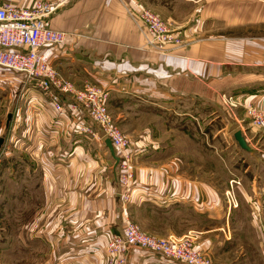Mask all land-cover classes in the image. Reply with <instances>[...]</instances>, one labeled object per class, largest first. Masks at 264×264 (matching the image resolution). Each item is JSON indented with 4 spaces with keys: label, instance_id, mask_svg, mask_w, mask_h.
<instances>
[{
    "label": "crops",
    "instance_id": "0c3cea01",
    "mask_svg": "<svg viewBox=\"0 0 264 264\" xmlns=\"http://www.w3.org/2000/svg\"><path fill=\"white\" fill-rule=\"evenodd\" d=\"M49 1L57 7L47 19L49 25L67 37L62 44L45 46L43 53L63 79L77 89L93 84L107 91L108 109L115 99L124 100V112L117 117H122L121 125L133 121L125 113L137 118L152 114L162 125L168 121L171 127L185 131L188 141L194 128L201 141L223 142L220 149L215 146L223 164L226 153L235 159L231 167L224 164L222 168L230 174L229 181L241 182L234 189L238 205L232 208L225 202L224 186L205 177L217 170L186 166L184 153L175 150L168 152L165 163L153 157L163 139L168 142L167 150L174 147L177 132L172 134L170 128L161 137L156 130L137 132L135 140H130L137 158L134 192L140 200L151 202V221L166 218V235L198 231L196 246L208 256L218 246L221 250L216 253L230 250L237 254L232 261L221 259V264H264V126H255L249 114L252 107L264 111V0ZM3 2L23 7L33 0ZM136 2L166 21L182 43L149 47L143 25L129 13ZM1 94L10 101L1 131L11 142L9 150L22 149V177L35 182L24 183L23 188H31L38 196V213L29 226L34 222L39 230L27 239L34 237L43 245V187L54 190L59 205L68 202L72 209L87 214L71 212L65 217L81 236L62 233L60 237H56L58 222L63 217L49 215L56 226L46 237L53 257L45 264H106V243L125 227L121 212L116 213L117 187L102 182L108 166L118 181L106 137L92 138L79 130L81 124L93 123L82 107H73L71 95L61 94L65 111L59 112L35 81L0 66ZM211 127L216 130L213 134L208 132ZM238 130L246 148L235 138ZM226 139L231 143L224 146ZM87 219L91 224L80 229ZM231 221L250 222L251 237L248 231L239 230L231 241L225 235L226 240L214 244L210 233L230 232ZM208 222L215 223V229H209ZM26 250L31 254L36 249L29 246ZM127 264L184 263L132 247Z\"/></svg>",
    "mask_w": 264,
    "mask_h": 264
},
{
    "label": "rangeland",
    "instance_id": "374dc122",
    "mask_svg": "<svg viewBox=\"0 0 264 264\" xmlns=\"http://www.w3.org/2000/svg\"><path fill=\"white\" fill-rule=\"evenodd\" d=\"M9 99L6 100V95H0V140L2 142L0 143V264H45L50 257H53V253L51 252L52 246L50 245L51 242L48 243L46 237L48 238V231H50L54 226H56L55 221H51L52 216L59 214L62 215V221L59 220L58 222V235L56 237H60L61 235L65 234H75V236L79 235L81 236L82 233L80 231L74 232L75 229L72 222L67 221L65 218L68 217L72 213H81V216L86 215V210L83 211V209H80V211L75 210V208L72 209L70 206V203H61L58 202V200H55L54 198V190H46L43 187V233H45L46 237L43 240V245L39 243L38 239H34V237H30V239H27L30 234H35L38 232V224H34L30 227L29 225L32 224L31 219L32 217L35 218L36 214L38 213V196L36 191H33L31 188H28L27 190L24 189V183H28V185H33L35 182H31L30 180L25 179L22 177V158L24 153L22 152V149H16L15 152H12L9 150L11 147V142H9L6 138V135L4 134V131L2 133V128L5 124V121L7 120V114L8 106H9ZM115 105L110 106L108 111L111 115L112 120L114 121L113 125L121 131L122 134H124L128 140V146L126 149H123L119 152V155H128L127 158H123L125 163V166L121 169L117 167V176L118 181L115 182L114 180V174L112 172V166H108L104 172V177L102 179L103 183H108L109 185H115L116 191L114 195H117L116 197V213L121 212L123 218L125 219V223H135L140 227V230L143 234L152 237L154 239H169L171 237H186V236H192L194 239V246L197 248V242L199 241L200 233L196 230H190L186 232L185 234L181 236H174V235H166L167 230V219H165V224L163 225V219L162 217H158L157 221L153 223L151 221L152 217V209H151V202L150 201H142L139 197L136 196L134 189H135V179H136V171H137V162L136 157L134 156V153H132L130 147H131V141L133 142L136 138V133H141L142 130L145 131V129L149 130H156V134H159L161 137L167 133V130L170 128L173 129L172 134L176 133L175 136V144L172 149L167 150L168 142L162 140L161 147L158 150L157 154L153 157L158 158L157 160H161L163 163L167 161V154L168 152L171 153L172 150L177 151L180 155L184 153L186 166L199 167L207 166V168L211 169L212 171L217 170V173H208L205 175V177L208 176L209 181L211 182H217L221 186H224V198L225 202L228 206V199H227V189L230 188V181L228 180L230 174L227 173L226 169L224 172L222 171V168H224V164L229 165L231 167L234 164L235 159L232 158L231 153H226V161H224V164L222 162V159L218 155V149L215 148V146H218L219 149L221 148V143L214 142V141H208L206 143L205 141H201L199 139V135L196 134L194 128L191 131V140L188 141L187 137L184 138L183 132L185 131H178V129H175V127H171L170 123L168 121H164V125H162L161 120H154L157 118L155 115H144L139 116L138 118L135 117L134 113H128L126 116H132L133 121H128L127 123H123L121 125V118H117L119 114H121V111L124 112V106L127 104L124 100L121 101L118 98L114 100ZM108 106V105H107ZM111 109V110H110ZM231 110V109H229ZM226 115V113H225ZM135 120L137 121L135 123ZM171 122V121H169ZM93 123V122H92ZM94 128V131L96 132V135H92L90 133H87L85 131H82L84 134L91 135L90 137L95 138L102 136L101 130H99V125L96 123L91 124ZM210 127V126H208ZM211 130H208L211 134L215 133V128H210ZM155 133V132H154ZM179 133V134H178ZM167 135V134H166ZM101 139V138H100ZM131 140V141H130ZM227 140V139H226ZM224 146H226L228 143H231L229 140L226 141ZM214 143V144H213ZM50 145V143L48 144ZM208 145V146H207ZM211 145H214L211 146ZM206 146V148H205ZM233 148L231 147L230 150ZM220 152V151H219ZM152 156H150L151 158ZM177 157H179L177 155ZM145 162H149L152 159H143ZM111 163L114 165V158L111 157ZM44 162V161H43ZM45 163V162H44ZM110 163V164H111ZM13 170V171H11ZM133 172V179L129 178V173ZM122 175V179H124V182L122 185L119 183V179ZM194 176H199V174H195ZM203 176V175H202ZM33 183V184H32ZM48 184L45 171H43V185ZM227 187V188H226ZM48 193V194H47ZM137 197V198H136ZM58 202V203H57ZM147 202V203H145ZM58 204V205H57ZM92 205H88V208H91ZM234 206H232L233 208ZM81 208H83L81 206ZM227 209V208H226ZM229 210V207H228ZM102 211V210H101ZM104 213H109V209H105ZM167 217V216H166ZM86 219V218H85ZM86 221V222H85ZM89 219L84 220L81 222L80 229L84 226H88L91 224V222H87ZM124 223V224H125ZM203 223V222H202ZM42 224V223H41ZM215 223L208 222L209 229H215ZM250 225V222L243 221L236 223L231 221L230 222V232L227 230V233L223 232L222 230H215L210 235H212V241L218 242L217 245H219V242L223 241V239L226 240L225 235L230 236V241L234 237V233H237V231L242 230L244 233H247V231L250 233V237L252 235L251 228L248 229ZM251 227V226H250ZM244 228V229H241ZM53 230V229H52ZM250 230V231H249ZM47 233V234H46ZM63 233V234H62ZM123 230L119 233L122 234ZM115 235V234H114ZM114 235L111 236V238L108 240V243H106V253L104 254V259L106 260V264H109V260L111 259V249L109 247L110 242H112V239ZM217 235V237H216ZM236 235V234H235ZM54 238V241H56L55 235H51ZM224 237V238H223ZM238 237V236H237ZM241 238H243L241 236ZM53 242V241H52ZM30 243V245L28 244ZM239 243V242H237ZM53 245V244H52ZM34 247L36 249L34 252L29 254L27 252V247ZM42 251L39 252L37 250L38 248H42ZM110 249V250H109ZM216 250L219 249V246L216 247L213 250V253L209 255L216 261H223L221 259H228L234 260L237 256V254L232 253V251H226L224 253L217 252ZM29 255V258H28ZM216 256V258H215ZM220 256V259H218ZM115 259H120L119 254L115 256ZM228 261H225L228 263ZM231 263V262H229Z\"/></svg>",
    "mask_w": 264,
    "mask_h": 264
},
{
    "label": "built area",
    "instance_id": "2783aa9c",
    "mask_svg": "<svg viewBox=\"0 0 264 264\" xmlns=\"http://www.w3.org/2000/svg\"><path fill=\"white\" fill-rule=\"evenodd\" d=\"M56 9L57 7L49 0H33L30 5L23 7L11 2L0 3V66L23 73L27 78L35 81L59 112L65 111L61 94L71 95L73 107H82L90 120L99 125L102 136L111 139L120 157L118 167L121 169L126 163L123 158H127L128 155L120 156L119 152L126 149L128 140L113 125L114 121L107 106V91L93 84H86L81 89L75 88L72 82L59 75L49 57L43 53L45 46L62 44L67 37L66 32L52 29L47 20ZM129 13L143 25V33L149 47L157 48L167 43L176 45L182 43L181 38L174 33L166 21L140 2L130 7ZM228 100L231 102L232 97L229 96ZM249 114L255 126H264L263 110L252 107L249 109ZM79 130L96 135L93 126L88 123L81 124ZM122 178L121 175L119 179L121 185L124 182ZM129 178L133 179V172L129 173ZM240 184L241 182L235 178L230 181V188L226 192L230 206L238 205L234 189ZM193 239L190 235L156 240L143 234L137 224L126 222L123 233L115 234L109 244L112 256L109 264H127L128 251L132 247L151 250L168 260L184 264H221L196 249ZM117 254L120 259H115Z\"/></svg>",
    "mask_w": 264,
    "mask_h": 264
},
{
    "label": "water",
    "instance_id": "95a60500",
    "mask_svg": "<svg viewBox=\"0 0 264 264\" xmlns=\"http://www.w3.org/2000/svg\"><path fill=\"white\" fill-rule=\"evenodd\" d=\"M234 135H235V138H236L237 142H238L243 148H246L247 145H246V141H245V139H244V137H243V135H242V132L238 130V131L235 132ZM1 142H2V140H0V143H1ZM105 143H106V145H107V147H108V149H109V151H110L111 156H112V157L114 158V160H115L114 170H116V168L118 167L119 162H120V157L117 155L116 150H115V148H114V146H113L112 141H111L110 138H106ZM115 174H116V172H115Z\"/></svg>",
    "mask_w": 264,
    "mask_h": 264
}]
</instances>
